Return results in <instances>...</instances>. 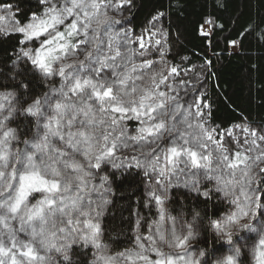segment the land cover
I'll use <instances>...</instances> for the list:
<instances>
[{
	"label": "snow or ice",
	"instance_id": "snow-or-ice-1",
	"mask_svg": "<svg viewBox=\"0 0 264 264\" xmlns=\"http://www.w3.org/2000/svg\"><path fill=\"white\" fill-rule=\"evenodd\" d=\"M140 7L0 6L12 21L0 41L17 36L0 61V264H264V116L222 119L207 86V53L241 55L256 28L225 36L218 51L225 24L202 16L192 27L204 49L197 72L180 55L183 21L173 33L154 8L138 33ZM257 59L249 93L264 101ZM181 190L205 210L213 199L226 206L209 221L212 248L199 247L192 223L177 227L184 205L179 216L168 205Z\"/></svg>",
	"mask_w": 264,
	"mask_h": 264
},
{
	"label": "trees",
	"instance_id": "trees-1",
	"mask_svg": "<svg viewBox=\"0 0 264 264\" xmlns=\"http://www.w3.org/2000/svg\"><path fill=\"white\" fill-rule=\"evenodd\" d=\"M139 2L140 0H138ZM16 3H19L23 9H35L36 7V0H0V6ZM142 3L143 7L138 8L133 21L136 31L139 33L144 27L146 17L154 8L168 13L169 18L173 21V33L176 31L175 22L179 18L180 21H183L182 27L188 29L187 38L181 37L183 47L179 50L180 55L189 56L192 66L197 72L200 71L199 66L203 63L204 49L203 45H200L194 38L192 27L202 16L212 14L220 23L225 24V31L220 34L221 48L218 51L224 47L225 36L234 38L236 33L242 31L249 24L255 26L256 32L245 41L246 50L242 51L241 55H228L221 51L220 59L216 60L211 52L207 53V58L213 59L214 66L211 72L215 73L208 79L207 86L209 94L218 98L217 115L222 119L231 122L241 112L245 114L251 112L253 118H257L258 115L264 116V109L259 107L264 101H261L259 93L255 90L251 93L250 98L248 85L250 64H259L257 58L264 57V41L259 40V36L264 35V0H142ZM3 12L6 13L0 8V16L8 17V14H2ZM16 40L17 36L13 35L10 39L0 41V61L6 59L5 50L7 54H12V45L16 43ZM249 56L252 57L251 61L248 59ZM176 59L178 61L179 56ZM256 78L257 73L253 71V79ZM180 202L184 205V218L178 222V225L192 223L194 229L199 233V247L212 248V229L209 226V221L222 215L227 210L226 206L213 199L208 202L205 210L194 194L186 196L181 190L179 201L168 205L172 215L179 216ZM193 210L200 213V217L195 221L193 220ZM119 215L120 213H117V216ZM123 216L127 217L128 212L125 211ZM116 225L118 231L121 221L117 220ZM122 226L127 228V224ZM190 243L196 245L197 240H192Z\"/></svg>",
	"mask_w": 264,
	"mask_h": 264
},
{
	"label": "rangeland",
	"instance_id": "rangeland-1",
	"mask_svg": "<svg viewBox=\"0 0 264 264\" xmlns=\"http://www.w3.org/2000/svg\"><path fill=\"white\" fill-rule=\"evenodd\" d=\"M2 14H8V13L7 12L6 13L3 12ZM11 26H12V21L10 19H8L7 17H6V19L4 21L0 22V27L11 28ZM177 227L179 228L178 224H177ZM20 238L21 239H26L25 234L21 233L20 234Z\"/></svg>",
	"mask_w": 264,
	"mask_h": 264
}]
</instances>
